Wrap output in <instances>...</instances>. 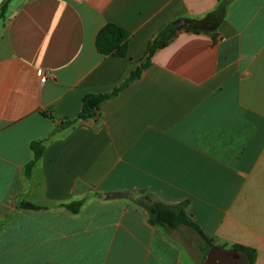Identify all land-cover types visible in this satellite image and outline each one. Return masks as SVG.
I'll return each instance as SVG.
<instances>
[{
	"label": "crops",
	"instance_id": "obj_1",
	"mask_svg": "<svg viewBox=\"0 0 264 264\" xmlns=\"http://www.w3.org/2000/svg\"><path fill=\"white\" fill-rule=\"evenodd\" d=\"M219 2L9 1L0 18V264H247L236 244L264 264V0H232L216 36L179 28L94 117L65 126L87 94L111 92L141 65L167 24L204 18ZM108 23L128 31L127 55L97 51ZM34 141L45 148L27 175ZM123 190L189 200L212 246L203 252L194 230L196 259L189 227L151 224L145 209L114 197ZM81 199L79 213L62 206Z\"/></svg>",
	"mask_w": 264,
	"mask_h": 264
},
{
	"label": "trees",
	"instance_id": "obj_2",
	"mask_svg": "<svg viewBox=\"0 0 264 264\" xmlns=\"http://www.w3.org/2000/svg\"><path fill=\"white\" fill-rule=\"evenodd\" d=\"M10 0H6L1 6L2 18L5 9ZM232 0H220L219 5L215 10L201 19L191 20L192 25L185 29L195 33H209L216 36L220 23L223 21L227 7ZM174 22L167 24L160 32H158L149 42L147 57L141 65L134 67L128 77L111 92L105 94H87L83 98L82 109L79 115L74 119L65 121V126L74 125L79 120L92 118L99 111L101 104L116 96L120 91L126 88L132 81L138 79L143 71L150 66L152 57L156 51L170 43L176 36L179 28H176ZM128 31L114 24L108 23L103 26L96 37V47L100 54H115L119 56L127 55V39ZM44 144L41 141L31 143V149L34 152L33 159L26 165V174L30 175L44 151ZM114 197L120 200H127L143 209L148 213V221L153 225H160L168 229H178L180 227H189L195 230L199 236L205 241V245L201 247L203 252H207L212 246V240L208 238L201 228L192 220L187 212V207L190 204L189 200H184L175 204L165 203L156 198L154 194L134 193L132 191L123 190L114 193ZM86 199L75 200L69 203L62 204L73 213H79ZM28 207L35 208L31 204ZM235 250L241 252L247 261V264H254L257 258L255 249L236 244L233 246Z\"/></svg>",
	"mask_w": 264,
	"mask_h": 264
},
{
	"label": "rangeland",
	"instance_id": "obj_3",
	"mask_svg": "<svg viewBox=\"0 0 264 264\" xmlns=\"http://www.w3.org/2000/svg\"><path fill=\"white\" fill-rule=\"evenodd\" d=\"M190 230H185V234L188 237V241H189L191 252L194 254L196 259H200L199 258L200 257V250L198 249V245L202 242V240L200 239L198 234L193 229L190 228ZM225 259L227 260V262L229 261L232 264H242L239 261L235 262L234 259L231 258V257H227ZM203 264H207V262L204 261V259H203Z\"/></svg>",
	"mask_w": 264,
	"mask_h": 264
},
{
	"label": "water",
	"instance_id": "obj_4",
	"mask_svg": "<svg viewBox=\"0 0 264 264\" xmlns=\"http://www.w3.org/2000/svg\"><path fill=\"white\" fill-rule=\"evenodd\" d=\"M6 0H0V16H1V6L4 4ZM176 28H181L183 26H191L192 25V22L191 20H187V19H180L176 22H174L173 24Z\"/></svg>",
	"mask_w": 264,
	"mask_h": 264
},
{
	"label": "built area",
	"instance_id": "obj_5",
	"mask_svg": "<svg viewBox=\"0 0 264 264\" xmlns=\"http://www.w3.org/2000/svg\"><path fill=\"white\" fill-rule=\"evenodd\" d=\"M38 73L41 76V80L45 81L46 80V73H44L43 70H41V69L38 70Z\"/></svg>",
	"mask_w": 264,
	"mask_h": 264
},
{
	"label": "flooded vegetation",
	"instance_id": "obj_6",
	"mask_svg": "<svg viewBox=\"0 0 264 264\" xmlns=\"http://www.w3.org/2000/svg\"><path fill=\"white\" fill-rule=\"evenodd\" d=\"M214 256V255H213Z\"/></svg>",
	"mask_w": 264,
	"mask_h": 264
}]
</instances>
